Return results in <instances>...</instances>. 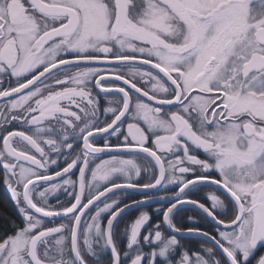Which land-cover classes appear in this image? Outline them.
Returning <instances> with one entry per match:
<instances>
[{
    "label": "snow or ice",
    "instance_id": "snow-or-ice-1",
    "mask_svg": "<svg viewBox=\"0 0 264 264\" xmlns=\"http://www.w3.org/2000/svg\"><path fill=\"white\" fill-rule=\"evenodd\" d=\"M0 172V264H264V0H0Z\"/></svg>",
    "mask_w": 264,
    "mask_h": 264
},
{
    "label": "flooded vegetation",
    "instance_id": "flooded-vegetation-1",
    "mask_svg": "<svg viewBox=\"0 0 264 264\" xmlns=\"http://www.w3.org/2000/svg\"><path fill=\"white\" fill-rule=\"evenodd\" d=\"M103 158H107V157L105 156ZM73 173H75V175H73L72 178L76 179L77 175H78L77 170L74 169ZM2 180H3V175H2V172H0V186H1V191L3 192L4 198H5V204H6L5 207H7L10 210V212H11V216H12V220L11 221L14 222V223H18L19 222L18 214L16 212V209H15L10 197H9L8 190L6 189V186L4 185ZM201 195H203V193H201ZM60 198L63 199L64 198L63 195H61ZM55 200H56V198L53 197L50 200V203L54 204ZM154 207H156V205H154ZM187 216H193L197 220L200 219V217L195 212H191V211L187 213ZM127 218L128 217H126V219ZM156 219H160V217H154V220H156ZM185 219H187V217H185ZM204 227H207V225H204ZM2 233L3 232H0V234H2ZM118 243H119L120 247L123 248L125 246V244H126V240L122 238L120 241H118Z\"/></svg>",
    "mask_w": 264,
    "mask_h": 264
},
{
    "label": "trees",
    "instance_id": "trees-1",
    "mask_svg": "<svg viewBox=\"0 0 264 264\" xmlns=\"http://www.w3.org/2000/svg\"><path fill=\"white\" fill-rule=\"evenodd\" d=\"M5 205V198L0 186V232L8 230L9 221L12 220L11 212Z\"/></svg>",
    "mask_w": 264,
    "mask_h": 264
}]
</instances>
